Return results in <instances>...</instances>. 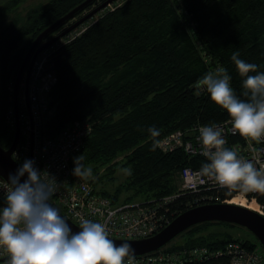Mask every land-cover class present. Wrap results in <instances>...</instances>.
<instances>
[{"label":"trees","instance_id":"1","mask_svg":"<svg viewBox=\"0 0 264 264\" xmlns=\"http://www.w3.org/2000/svg\"><path fill=\"white\" fill-rule=\"evenodd\" d=\"M18 1L14 0V6ZM80 1L50 0L29 10L27 23L13 21L2 28L0 34L5 38L0 41V62L4 73H12L13 79L20 64L21 53L10 55L17 39L27 32L35 35ZM237 51L240 59L255 63L258 71L264 72V0H125L60 47L55 59L57 82L50 92L52 114L45 121V133L54 136L74 119H89L92 131L83 148L72 156L71 167L74 170L75 158L83 155V165L96 175L87 178L96 189L104 179L99 169L103 167L106 178L112 180L116 158L122 154L120 167L130 169L131 174L113 191L96 189L115 202L122 200L124 189L134 191L124 201L172 193L178 187L182 166L200 168L207 160L181 148L164 152L157 145L153 150L154 139L195 123H216L230 117L206 89L196 94V82L223 67L237 95L245 99L244 78L231 60ZM2 100L0 144L8 146L13 138L5 122L10 90ZM152 127L160 132L156 138L148 132ZM194 197V193L182 194L170 203L171 210L187 209L185 202ZM175 215H170L171 219ZM221 223L234 225L203 222L184 232L183 241H172L165 248L222 249L235 239L259 243L251 233L241 237L228 230L208 229ZM179 264H230V259L217 254L187 258Z\"/></svg>","mask_w":264,"mask_h":264},{"label":"built area","instance_id":"2","mask_svg":"<svg viewBox=\"0 0 264 264\" xmlns=\"http://www.w3.org/2000/svg\"><path fill=\"white\" fill-rule=\"evenodd\" d=\"M82 29L77 31L75 27L41 49L33 59L27 84L24 74L18 93L19 136L13 150V156L22 163L32 160L41 173L47 172L55 178L57 190L53 200L66 214L78 223L83 218L106 223L110 236L125 238L146 237L159 231L170 222V215L179 212L177 209L171 210L170 203L186 192L195 195L193 200L185 202L186 208L206 202H233L232 198L239 196L254 202V209L264 216V194L230 191L207 177H196L195 173L200 168L192 165L180 168L179 184L172 193L161 197L116 202L97 191L89 179L73 174L71 158L83 148L92 131V122L87 118L74 119L58 134L49 136L45 133V121L52 114L50 92L57 82L56 55L60 47ZM13 81L14 78L9 86L11 105L6 110L5 122L14 135L16 114L12 97ZM213 124L223 128L225 147L234 149L240 157L257 162V167L264 166V138L256 142L238 132L233 133L231 117L216 123H195L186 129L172 130L158 139V147L164 152L181 148L189 155H202L199 128ZM186 169L189 170L187 175ZM4 182L7 183L0 179V208L6 206ZM227 194L232 195L226 196ZM217 254L229 256L230 264H264V251L259 243L251 244L237 239L228 241L222 249L194 246L169 250L163 247L135 256L133 264H179L187 258H206ZM8 258L7 251L0 247V264H7Z\"/></svg>","mask_w":264,"mask_h":264},{"label":"clouds","instance_id":"3","mask_svg":"<svg viewBox=\"0 0 264 264\" xmlns=\"http://www.w3.org/2000/svg\"><path fill=\"white\" fill-rule=\"evenodd\" d=\"M239 57V51L234 52L231 60L244 78L245 99L237 95L223 67L200 78L196 82V94L206 89L211 100L231 117L233 133L260 142L264 138V72L258 71L255 63ZM223 131L215 124L199 128L202 155L207 162L195 176L207 177L230 191L264 194V166L257 167V162L225 147ZM148 132L153 138L160 135L155 127ZM157 145L154 139L153 150ZM83 159V155L75 158L73 174L87 179L92 176V169L83 165ZM34 164L26 160L4 182L6 206L0 208V247L8 253L7 264H133L135 250L128 242L118 245L110 239L106 223L83 218L78 223L81 230L72 233L66 217L51 202L57 190L55 178L47 172L41 173ZM125 171L131 174L130 169ZM188 173L186 169L185 174ZM25 174L28 178L21 183Z\"/></svg>","mask_w":264,"mask_h":264},{"label":"water","instance_id":"4","mask_svg":"<svg viewBox=\"0 0 264 264\" xmlns=\"http://www.w3.org/2000/svg\"><path fill=\"white\" fill-rule=\"evenodd\" d=\"M95 0H82L60 17L45 26L31 41L23 59L21 60L17 71L14 75L13 81V104L16 114L15 131L11 143L8 146L0 144V179L9 181V176L15 175L17 170L23 165L21 160L13 156V150L16 146L19 136V122H18V93L24 73L27 84L30 69L35 55L44 47L49 45L55 39L73 29L84 20L92 16L95 12L108 5L113 0H103L99 4L91 8L87 13L68 24L64 29L56 35L43 41L54 30L58 29L70 18L82 11L87 6L94 3ZM28 176L25 174L21 178V183L27 180ZM61 211V215L66 217L67 223L72 230V233H78L81 229L78 222L73 220L66 212L52 199L51 201ZM219 221L228 222L234 225L242 226L247 229L259 242L264 251V216L257 210L248 206L226 201L206 202L191 206L178 214H176L169 223L162 227L159 231L152 235L140 238H125L109 236L118 245L122 242H128L135 250V256L151 253L165 247L170 242L174 241L179 235L186 232L194 225L208 222Z\"/></svg>","mask_w":264,"mask_h":264},{"label":"rangeland","instance_id":"5","mask_svg":"<svg viewBox=\"0 0 264 264\" xmlns=\"http://www.w3.org/2000/svg\"><path fill=\"white\" fill-rule=\"evenodd\" d=\"M48 1H50V0H20L15 5L16 7L14 9H11V8L14 7V4H12L11 8H9V9H5L6 8L5 6L2 9L0 7V30H2V28L6 27V25H8V23L13 22V21H17V25L22 24L23 22L27 23L26 16H27L28 11L31 10L32 8H34L35 6H38V5H40L42 3H45V2H48ZM124 1L125 0H113L108 5H106L105 7L101 8L100 10L95 12L92 16L87 18L84 21V24H82L81 26L79 25L78 27H76V30L80 31L86 25H89L94 20H96L106 10L112 9V8L116 7L117 5H119L120 3L124 2ZM94 5H96V3H93V4L89 5V6H87L86 8H84L82 11H80L75 16L70 18L66 23H64L58 29L54 30L51 34H49L50 36L48 35L49 37L48 38L46 37L43 41H46L50 37L56 35L58 32H60L62 29H64L68 24H70L71 22L75 21L76 19H78L79 17H81L82 15L87 13L90 10V8L94 7ZM30 35H32V33L31 32H27V33H24L19 39H17L16 45L10 51L11 52L10 55L15 51L14 49H18L21 46V43L22 44L24 42L28 43L27 38ZM3 38H5L3 36V34H0V41H2ZM1 44L2 43H0V50H1ZM46 47H44V48H46ZM25 76H26V74H25ZM11 81H12V73L9 74V75H6V73H4V71H3V68H2L1 62H0V108H1V101H3L2 100L3 96H5V94L9 93V86L11 84ZM121 155L116 158L118 160L117 161V169H116V172H115V176H114V178L112 180H108L106 178L105 170H104L103 167H101L99 169V176L103 175V173H104V179L97 183V186H96L97 190L101 189V188H105V189H107L109 191H113L115 189V187L118 186V184H121L124 181V179L127 176L126 175L127 172L125 171L127 168L120 167L121 166L120 164L122 163L121 161H123V159L121 158L123 155L122 156ZM90 178H92V179L94 178L95 179L96 175L93 174L91 177H89V179ZM132 192H134L133 189H130V190L124 189L122 191L120 199L123 200L124 197L128 196ZM133 199H135V198H133ZM138 199H140V197L136 198V200H138ZM208 229L212 230V231L213 230H215V231L216 230H228V231L232 232L234 235L241 236V237L250 236V234H249L250 232L247 229H245V228H243L242 226H239V225L226 226L225 224L223 225V223H221V224L211 225V226L208 227ZM181 235H179L174 241H177V242L178 241H183L185 237L184 236L181 237Z\"/></svg>","mask_w":264,"mask_h":264},{"label":"flooded vegetation","instance_id":"6","mask_svg":"<svg viewBox=\"0 0 264 264\" xmlns=\"http://www.w3.org/2000/svg\"><path fill=\"white\" fill-rule=\"evenodd\" d=\"M14 3V0H0V7H1V9L5 6L6 8L5 9H9V8H11V6H12V4ZM16 6H14L13 8H11V9H14ZM40 31V30H39ZM38 31V32H39ZM37 32V33H38ZM37 33L34 35V34H32V35H30L28 38H27V40H28V43H26V42H24L23 44L21 43V46L18 48V49H14L15 51L12 53V54H15V53H21L22 54V58H21V60L23 59V57H24V55H25V53H26V51H27V49H28V47H29V45H30V43H31V41L33 40V38L37 35ZM50 36V35H49ZM49 36H47V38L49 37ZM23 52V53H22ZM21 62V61H20ZM19 66V65H18Z\"/></svg>","mask_w":264,"mask_h":264},{"label":"bare ground","instance_id":"7","mask_svg":"<svg viewBox=\"0 0 264 264\" xmlns=\"http://www.w3.org/2000/svg\"><path fill=\"white\" fill-rule=\"evenodd\" d=\"M231 201H233V202H237V203H240V204H242V205L248 206V207L253 208V209L255 208V203H254V202H252V201H247V200H246L245 198H243V197L235 196V197L232 198Z\"/></svg>","mask_w":264,"mask_h":264}]
</instances>
